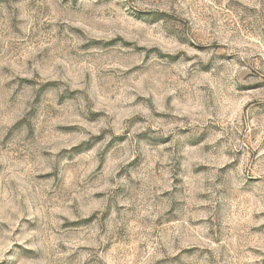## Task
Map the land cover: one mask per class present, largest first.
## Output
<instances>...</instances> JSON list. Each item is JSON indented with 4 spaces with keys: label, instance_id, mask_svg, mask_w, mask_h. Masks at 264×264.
Here are the masks:
<instances>
[{
    "label": "rangeland",
    "instance_id": "1",
    "mask_svg": "<svg viewBox=\"0 0 264 264\" xmlns=\"http://www.w3.org/2000/svg\"><path fill=\"white\" fill-rule=\"evenodd\" d=\"M0 264H264V0H0Z\"/></svg>",
    "mask_w": 264,
    "mask_h": 264
}]
</instances>
